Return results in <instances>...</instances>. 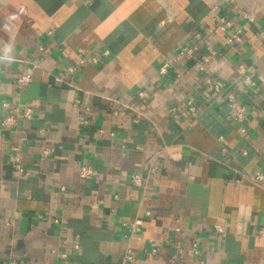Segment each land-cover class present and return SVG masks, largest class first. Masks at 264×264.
Here are the masks:
<instances>
[{
  "label": "crops",
  "instance_id": "0c3cea01",
  "mask_svg": "<svg viewBox=\"0 0 264 264\" xmlns=\"http://www.w3.org/2000/svg\"><path fill=\"white\" fill-rule=\"evenodd\" d=\"M237 1L253 23L221 0H0V264H264V0ZM223 16L241 43L208 32ZM195 44L204 71L161 74Z\"/></svg>",
  "mask_w": 264,
  "mask_h": 264
},
{
  "label": "built area",
  "instance_id": "2783aa9c",
  "mask_svg": "<svg viewBox=\"0 0 264 264\" xmlns=\"http://www.w3.org/2000/svg\"><path fill=\"white\" fill-rule=\"evenodd\" d=\"M221 5L224 7H232L243 19H245L249 23H253L255 21L254 16L249 13L248 11H245L240 7L238 4L237 0H221ZM214 30H218L222 33H229L228 41L227 44L231 45L233 43H241L242 42V29L239 27H235L234 23L230 21L227 17H221L218 21V24L216 28H210L208 29L209 33H213ZM198 39H200V36L198 35ZM264 39V38H263ZM103 57H109L110 53L108 50L103 51L102 53ZM93 63L97 64L100 62V59L95 56L92 59ZM189 62L192 61L194 65L198 68L199 71H204V67L209 63L210 59L209 57L203 55L201 52L200 46L198 44L193 45L192 47L185 49V50H180L175 55L169 59L166 60L165 63L163 64L161 68V74L167 73L168 69L171 67H174L175 65H178L183 62ZM83 64L84 61H81ZM238 74L242 76L243 78V83L246 85V87H254L255 83L254 81L247 75V69L244 65H240L238 67ZM179 76V75H178ZM32 81V74L27 73L23 76H21L18 79V86L20 88L28 86ZM206 89L218 96L225 95L227 98L228 106L230 110L232 111L233 114V120L239 124L242 125L247 121V108L246 106L237 98V96L233 93L232 89L230 86L226 85L225 82L220 81V80H207L206 82ZM139 97L142 99H145L144 93H140ZM5 108H7V105H4ZM188 106L190 107V111L192 113L197 112V108L194 105V102L192 99L188 101ZM122 110L118 111L115 113L117 116H122L125 114L127 109H133L130 108L127 105H122ZM134 113L136 114V117L134 119L135 123H139L141 114L137 111L134 110ZM18 116V111L17 110H12L9 111L8 114L6 115L5 119L2 121L1 125L3 127H10L15 123V120ZM26 118H30V113L27 112L24 115ZM243 132H246L244 129L242 130ZM52 151H45L44 152V157H48L49 154ZM19 173H23L22 169L19 170ZM79 174L80 177L84 180L92 179L96 175V171L92 169L91 167L88 166H81L79 169ZM251 180L259 185L264 186V175L263 174H257L254 177L251 178ZM134 185L141 186L143 184V179L141 178L140 175H134L132 177L131 181ZM142 225V221L138 220L134 223L132 226V233L134 234L135 232L140 231V226ZM155 246L156 244H153V252H155ZM179 247H177L178 249ZM180 253H182V250L179 248L178 249ZM197 252V251H196ZM133 251L131 249H128L125 255V260L128 262L133 261Z\"/></svg>",
  "mask_w": 264,
  "mask_h": 264
}]
</instances>
